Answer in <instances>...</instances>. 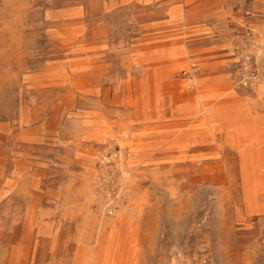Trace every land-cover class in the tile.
<instances>
[{"label":"rangeland","instance_id":"374dc122","mask_svg":"<svg viewBox=\"0 0 264 264\" xmlns=\"http://www.w3.org/2000/svg\"><path fill=\"white\" fill-rule=\"evenodd\" d=\"M0 264H264V0H0Z\"/></svg>","mask_w":264,"mask_h":264}]
</instances>
